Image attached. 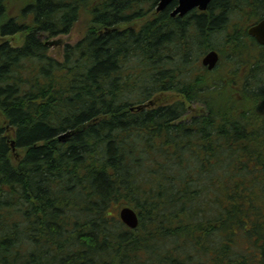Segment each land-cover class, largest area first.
I'll list each match as a JSON object with an SVG mask.
<instances>
[{
    "label": "trees",
    "instance_id": "obj_1",
    "mask_svg": "<svg viewBox=\"0 0 264 264\" xmlns=\"http://www.w3.org/2000/svg\"><path fill=\"white\" fill-rule=\"evenodd\" d=\"M144 1L0 0V264H264V0Z\"/></svg>",
    "mask_w": 264,
    "mask_h": 264
},
{
    "label": "water",
    "instance_id": "obj_2",
    "mask_svg": "<svg viewBox=\"0 0 264 264\" xmlns=\"http://www.w3.org/2000/svg\"><path fill=\"white\" fill-rule=\"evenodd\" d=\"M171 0H160V4L158 9L164 8ZM212 0H179V4L175 10V12H181V14H185L190 11L194 7H199L202 10L208 8ZM249 33L256 37L260 44L264 45V18H262L259 22L253 24L249 27ZM59 39H53L47 41L49 44H57L59 43ZM220 60V53L217 49L212 48L202 58V62L209 69H213L216 67ZM120 217L124 223H126L131 228H136L139 225L140 218L138 212L131 206H123L120 209Z\"/></svg>",
    "mask_w": 264,
    "mask_h": 264
},
{
    "label": "flooded vegetation",
    "instance_id": "obj_3",
    "mask_svg": "<svg viewBox=\"0 0 264 264\" xmlns=\"http://www.w3.org/2000/svg\"><path fill=\"white\" fill-rule=\"evenodd\" d=\"M153 4V5H152ZM160 4V0H145L144 1V8H145V18L146 20L149 19H155V21L157 22L158 26H160L168 17L169 18H178L180 19L181 17H183V20H186L190 15H192L196 10L202 11L197 7H194L190 10L189 13H187L184 16H181L179 14H174L173 12L176 10L178 4H179V0H171L164 8L162 9H158V5ZM131 14V12H130ZM140 21H143L140 20ZM258 42V41H257ZM261 45V44H260ZM264 46V45H263Z\"/></svg>",
    "mask_w": 264,
    "mask_h": 264
},
{
    "label": "rangeland",
    "instance_id": "obj_4",
    "mask_svg": "<svg viewBox=\"0 0 264 264\" xmlns=\"http://www.w3.org/2000/svg\"><path fill=\"white\" fill-rule=\"evenodd\" d=\"M142 21L140 20H136L135 22L130 23V26H135L136 28L140 27L142 25ZM136 24V25H133ZM83 25L84 24H80L76 29H74V31L70 34H65V35H59V36H54L55 38L60 37L61 39H63L64 42H75L80 34H81V30L83 29ZM80 28V29H79ZM53 37L47 38V39H51ZM218 41V40H216ZM50 51L54 54H61V50H62V46H60V44L58 45H50ZM203 56V55H202ZM202 58V57H201ZM201 61V59H200Z\"/></svg>",
    "mask_w": 264,
    "mask_h": 264
},
{
    "label": "bare ground",
    "instance_id": "obj_5",
    "mask_svg": "<svg viewBox=\"0 0 264 264\" xmlns=\"http://www.w3.org/2000/svg\"><path fill=\"white\" fill-rule=\"evenodd\" d=\"M190 11H188V12H186L185 14H181V12H173V15L174 14H179V15H181V16H184V15H186L187 13H189ZM252 36V35H251ZM254 37V36H253ZM41 38L42 39H44L45 38V36L43 35V34H41ZM255 39H256V37H254ZM51 39H47L46 40V42H45V44H47V45H58V44H60V43H57V44H49V43H47V41H50ZM257 40V39H256ZM258 41V40H257ZM259 43V42H258ZM260 44V43H259ZM261 45H263V44H261ZM206 66V65H205ZM207 67V66H206ZM208 68V67H207ZM209 69V68H208ZM210 70V69H209ZM126 224V223H125ZM127 225V224H126ZM128 226V225H127ZM130 227V226H129ZM131 228V227H130ZM132 229H134V228H132Z\"/></svg>",
    "mask_w": 264,
    "mask_h": 264
}]
</instances>
